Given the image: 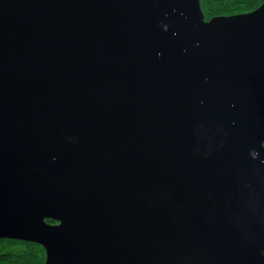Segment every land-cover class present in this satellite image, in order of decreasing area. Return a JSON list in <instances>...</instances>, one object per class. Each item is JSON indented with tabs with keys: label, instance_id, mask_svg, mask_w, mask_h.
I'll return each instance as SVG.
<instances>
[{
	"label": "water",
	"instance_id": "95a60500",
	"mask_svg": "<svg viewBox=\"0 0 264 264\" xmlns=\"http://www.w3.org/2000/svg\"><path fill=\"white\" fill-rule=\"evenodd\" d=\"M0 239L264 264V1L0 0Z\"/></svg>",
	"mask_w": 264,
	"mask_h": 264
},
{
	"label": "trees",
	"instance_id": "16d2710c",
	"mask_svg": "<svg viewBox=\"0 0 264 264\" xmlns=\"http://www.w3.org/2000/svg\"><path fill=\"white\" fill-rule=\"evenodd\" d=\"M264 0H200L206 20L218 15H235L256 9ZM48 222H54L47 219ZM44 248L33 242L17 239H0V263L41 264Z\"/></svg>",
	"mask_w": 264,
	"mask_h": 264
},
{
	"label": "flooded vegetation",
	"instance_id": "af4514ba",
	"mask_svg": "<svg viewBox=\"0 0 264 264\" xmlns=\"http://www.w3.org/2000/svg\"><path fill=\"white\" fill-rule=\"evenodd\" d=\"M219 16V15H218ZM212 18V17H211ZM209 20V19H208Z\"/></svg>",
	"mask_w": 264,
	"mask_h": 264
}]
</instances>
